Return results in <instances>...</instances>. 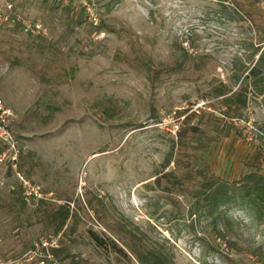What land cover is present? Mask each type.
Segmentation results:
<instances>
[{
  "label": "rangeland",
  "instance_id": "1",
  "mask_svg": "<svg viewBox=\"0 0 264 264\" xmlns=\"http://www.w3.org/2000/svg\"><path fill=\"white\" fill-rule=\"evenodd\" d=\"M0 101V264H41L44 239L61 264H264L254 201L189 194L264 175V0H0ZM16 170L47 198L22 204Z\"/></svg>",
  "mask_w": 264,
  "mask_h": 264
},
{
  "label": "trees",
  "instance_id": "2",
  "mask_svg": "<svg viewBox=\"0 0 264 264\" xmlns=\"http://www.w3.org/2000/svg\"><path fill=\"white\" fill-rule=\"evenodd\" d=\"M108 30L113 31L111 27L107 26ZM204 62H195L194 69L200 70ZM144 66L148 72V76L151 81H157L160 74L166 72H172L177 69H180L181 65L176 64L173 66H161L156 70H152L151 66L147 63H144ZM257 70V66H253L249 72H254ZM235 102L242 103V99L239 94L234 95L229 98L228 103L233 104ZM235 109H238L235 106ZM184 113L181 112L179 116H182ZM188 116H185L182 120V123H186ZM195 131V128H193ZM179 137L182 136L179 132ZM2 146H0V152ZM21 156V154H19ZM186 178L190 179L191 175L188 173ZM21 193V192H20ZM189 194L194 198H201L202 206L211 214L214 209H217L222 203L227 202L226 199H239V200H252L257 204V216L258 219L264 220V175L251 172L244 175L238 182H224L217 181L214 179L204 180L200 187L196 190H189ZM20 201L22 204H25L22 195L20 196ZM42 204V203H41ZM88 205L92 206L91 201H88ZM71 211L68 205L60 204L57 206H50L42 210V219L45 224L46 231H52L53 234H58L66 224V221L71 217ZM94 235V234H92ZM95 237V236H94ZM230 248L236 247L234 243L229 244ZM51 252L53 256H57L60 249L52 248ZM146 264H165L163 259L158 257L150 258L148 255H145Z\"/></svg>",
  "mask_w": 264,
  "mask_h": 264
},
{
  "label": "built area",
  "instance_id": "3",
  "mask_svg": "<svg viewBox=\"0 0 264 264\" xmlns=\"http://www.w3.org/2000/svg\"><path fill=\"white\" fill-rule=\"evenodd\" d=\"M10 122L7 112L2 108L0 101V144L2 150L0 152V162L8 157L12 163L14 169H16L17 157L14 155L13 150L15 148V141L13 139L12 133L10 131ZM16 178L19 182L21 195L26 203H32L33 201H39L46 199V194L43 193L40 186L32 183L23 173L16 170ZM38 249L43 251L41 259L39 262L41 264H61L59 260H55L52 252L49 250L52 247H57L54 240H40L37 243Z\"/></svg>",
  "mask_w": 264,
  "mask_h": 264
}]
</instances>
